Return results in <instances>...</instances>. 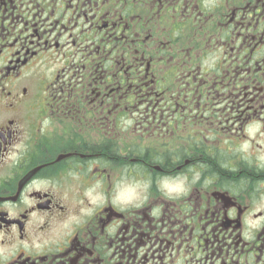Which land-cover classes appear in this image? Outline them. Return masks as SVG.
Here are the masks:
<instances>
[{"label": "flooded vegetation", "instance_id": "obj_1", "mask_svg": "<svg viewBox=\"0 0 264 264\" xmlns=\"http://www.w3.org/2000/svg\"><path fill=\"white\" fill-rule=\"evenodd\" d=\"M191 251L264 264V0H0V264Z\"/></svg>", "mask_w": 264, "mask_h": 264}, {"label": "rangeland", "instance_id": "obj_2", "mask_svg": "<svg viewBox=\"0 0 264 264\" xmlns=\"http://www.w3.org/2000/svg\"><path fill=\"white\" fill-rule=\"evenodd\" d=\"M161 188L164 190V192L166 194H171V193H176V194L178 193L179 194L182 191L181 187H179L175 184H172V183L162 184ZM136 191H137L136 187L132 184L122 185L119 187L117 198H115L114 200L119 204L120 203L123 204V203L127 202L128 200L132 199L135 196ZM144 195H145V192H143V196H142L143 201L146 200ZM99 200H100L99 197L92 195V191H90V210H92L97 205V203H99ZM139 204H140V202H139ZM191 252H192V255L190 257L189 263L190 264H197L199 256L197 257L196 254L194 253V251H191ZM148 257H149L148 259H143L142 263H140V264H153L152 257L150 255ZM195 258H196V260H195ZM174 261H175V264H182V259H180V258H175ZM159 264H161V263H159Z\"/></svg>", "mask_w": 264, "mask_h": 264}]
</instances>
